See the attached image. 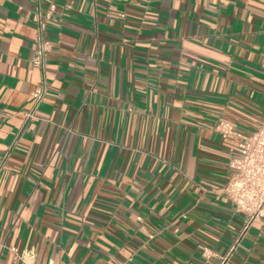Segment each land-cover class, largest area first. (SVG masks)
Listing matches in <instances>:
<instances>
[{
	"label": "crops",
	"instance_id": "crops-1",
	"mask_svg": "<svg viewBox=\"0 0 264 264\" xmlns=\"http://www.w3.org/2000/svg\"><path fill=\"white\" fill-rule=\"evenodd\" d=\"M221 122H264V0H0V264H264Z\"/></svg>",
	"mask_w": 264,
	"mask_h": 264
},
{
	"label": "built area",
	"instance_id": "built-area-1",
	"mask_svg": "<svg viewBox=\"0 0 264 264\" xmlns=\"http://www.w3.org/2000/svg\"><path fill=\"white\" fill-rule=\"evenodd\" d=\"M55 8L56 4L52 3L50 10ZM50 18V11L47 14L38 11L36 47L32 63L41 71L42 77L32 92V107L26 112L28 119L36 117L40 105L48 93L45 67L47 55L51 50V42L44 33L47 28V20ZM217 128L223 138L232 143L228 179L217 191L225 196L238 212L244 215L240 240L256 221L264 219V122L250 134L237 131L230 123L221 122ZM14 250L20 254L23 260L28 257L34 261L36 257L34 249L20 251L18 248H14ZM207 251L208 249H205V253ZM27 264L34 263L27 262ZM222 264H225V261Z\"/></svg>",
	"mask_w": 264,
	"mask_h": 264
}]
</instances>
